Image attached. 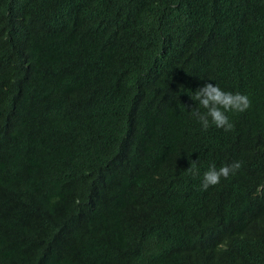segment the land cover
I'll return each instance as SVG.
<instances>
[{
	"label": "trees",
	"instance_id": "obj_1",
	"mask_svg": "<svg viewBox=\"0 0 264 264\" xmlns=\"http://www.w3.org/2000/svg\"><path fill=\"white\" fill-rule=\"evenodd\" d=\"M261 185L264 0H0V264H264Z\"/></svg>",
	"mask_w": 264,
	"mask_h": 264
},
{
	"label": "clouds",
	"instance_id": "obj_2",
	"mask_svg": "<svg viewBox=\"0 0 264 264\" xmlns=\"http://www.w3.org/2000/svg\"><path fill=\"white\" fill-rule=\"evenodd\" d=\"M191 99L197 102L198 107L191 111V115L207 131L211 126L230 132L234 129V124L230 122L226 113L245 112L251 107V101L245 94L223 90L219 85L206 83L197 89ZM203 110V111H202ZM241 162L234 161L230 165L216 167L215 164L209 166L203 173L201 182L202 190H207L210 186L220 183L221 178L227 179L241 168ZM192 175H198L197 161H191V166L186 170ZM264 188L261 185L257 188V193Z\"/></svg>",
	"mask_w": 264,
	"mask_h": 264
}]
</instances>
